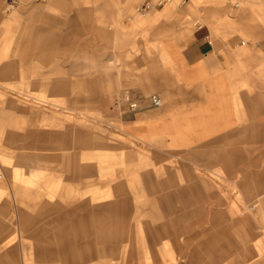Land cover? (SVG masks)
Masks as SVG:
<instances>
[{
    "label": "rangeland",
    "instance_id": "obj_1",
    "mask_svg": "<svg viewBox=\"0 0 264 264\" xmlns=\"http://www.w3.org/2000/svg\"><path fill=\"white\" fill-rule=\"evenodd\" d=\"M146 1L0 0V264H264V58L253 56L264 55V0H174L142 15ZM75 14L73 34L175 17L203 31L247 72L244 132L195 126L192 86L156 93L150 109L93 93L97 59L124 56L129 71L161 53L140 45L137 26L123 30L126 53L95 36L81 53L73 35L43 61L42 33L63 35Z\"/></svg>",
    "mask_w": 264,
    "mask_h": 264
},
{
    "label": "crops",
    "instance_id": "obj_2",
    "mask_svg": "<svg viewBox=\"0 0 264 264\" xmlns=\"http://www.w3.org/2000/svg\"><path fill=\"white\" fill-rule=\"evenodd\" d=\"M22 3L23 0L20 4ZM77 18L75 14L73 19L69 18L66 21L67 28L61 36L52 28L42 33L39 44L48 46L43 61H53L55 54L51 53L59 52V45H69L73 35L79 36L81 53L85 51V46L88 47L89 38L93 36L96 37L99 47H126L133 36L127 35L123 30L135 33L136 29L133 26H137L139 30H142L134 38H144L140 45L144 46L145 42L146 45L152 47L155 44L161 53L157 51L153 55L144 54L135 60V64L130 61L126 62L129 71L120 64L125 59L124 56H120L118 62L115 58L106 56L97 59L96 80H89V86L94 88L93 93L101 96L102 100H105L111 93L115 107L125 105L129 107L130 101H136L140 109H150L154 106L150 98L153 93L183 94L186 93L185 89L188 90L189 86H192L195 87V98L192 96V101L195 103V126L234 125L239 127L234 133L244 132L243 126L247 123L239 120H245L248 116V92L242 85L247 79V72L231 70V59L222 54L218 48L219 44L209 40V36L204 35L203 31L195 30V34H191L179 29L178 18L175 17L169 20L161 19L154 27L150 25L151 19L141 23L127 19V22L123 20L121 25L118 21V24L111 27L103 25L94 28L92 24L89 26L88 23H81L79 33L73 34L72 25L76 24ZM95 28V35H93ZM38 30L45 29L40 27ZM56 39L63 40L58 44ZM51 46H56L53 51ZM122 49V52L126 53L124 50H127V47ZM122 52L120 53L123 54ZM114 54L112 52V55ZM253 56L259 59L264 58V55ZM163 62L167 65L163 66L161 64ZM241 62L247 63L248 58L243 56L239 59V63ZM232 78L235 79V84L239 79L240 87L237 85L233 87ZM192 92L194 93L193 90ZM127 93L130 95L129 101L124 98ZM235 107L239 109L238 116ZM242 111H245L246 115H242ZM208 141L212 140L209 138Z\"/></svg>",
    "mask_w": 264,
    "mask_h": 264
},
{
    "label": "built area",
    "instance_id": "obj_3",
    "mask_svg": "<svg viewBox=\"0 0 264 264\" xmlns=\"http://www.w3.org/2000/svg\"><path fill=\"white\" fill-rule=\"evenodd\" d=\"M174 0H147L146 2L142 3L140 6H138L137 10L140 14L144 15L146 13H148L149 11L156 9V8H160L165 4L171 3ZM178 2H180L181 4L184 3L186 0H177ZM6 2L10 5V6H15L19 3L22 2V0H6ZM227 3H229L231 6L238 8L239 7V3L237 0H226ZM151 101L152 104L154 106H160L162 104V98L156 94L153 93L151 96ZM130 107L132 109H136L137 108V104L135 102H131L130 103Z\"/></svg>",
    "mask_w": 264,
    "mask_h": 264
},
{
    "label": "bare ground",
    "instance_id": "obj_4",
    "mask_svg": "<svg viewBox=\"0 0 264 264\" xmlns=\"http://www.w3.org/2000/svg\"><path fill=\"white\" fill-rule=\"evenodd\" d=\"M23 6H24V5H23ZM25 6H26V5H25ZM25 6H24V7H25ZM33 11H34V10H33ZM28 14H29V13H28ZM26 15H27V14H26ZM58 80H59V79H58ZM52 82H53V81H52ZM54 82H55V81H54ZM52 86H53V85H52ZM55 87H56V86H55ZM56 89H57V87H56ZM59 91H60V90H59Z\"/></svg>",
    "mask_w": 264,
    "mask_h": 264
}]
</instances>
